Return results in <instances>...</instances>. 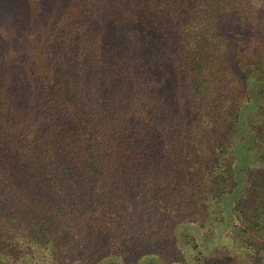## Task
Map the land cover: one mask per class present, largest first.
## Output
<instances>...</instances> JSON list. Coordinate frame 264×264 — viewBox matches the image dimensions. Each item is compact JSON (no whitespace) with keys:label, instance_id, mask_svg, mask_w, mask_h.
<instances>
[{"label":"trees","instance_id":"16d2710c","mask_svg":"<svg viewBox=\"0 0 264 264\" xmlns=\"http://www.w3.org/2000/svg\"><path fill=\"white\" fill-rule=\"evenodd\" d=\"M185 261L264 264V0H0V264Z\"/></svg>","mask_w":264,"mask_h":264},{"label":"rangeland","instance_id":"374dc122","mask_svg":"<svg viewBox=\"0 0 264 264\" xmlns=\"http://www.w3.org/2000/svg\"><path fill=\"white\" fill-rule=\"evenodd\" d=\"M257 4H259V3H257ZM172 264H190V262L189 261H185V262H181V263H172Z\"/></svg>","mask_w":264,"mask_h":264}]
</instances>
